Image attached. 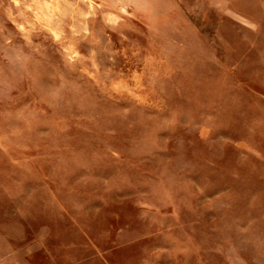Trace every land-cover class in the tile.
Here are the masks:
<instances>
[{"label": "rangeland", "instance_id": "374dc122", "mask_svg": "<svg viewBox=\"0 0 264 264\" xmlns=\"http://www.w3.org/2000/svg\"><path fill=\"white\" fill-rule=\"evenodd\" d=\"M0 264H264V0H0Z\"/></svg>", "mask_w": 264, "mask_h": 264}]
</instances>
